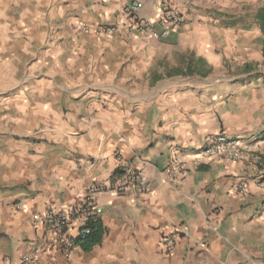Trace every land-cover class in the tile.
I'll list each match as a JSON object with an SVG mask.
<instances>
[{"label": "crops", "instance_id": "1", "mask_svg": "<svg viewBox=\"0 0 264 264\" xmlns=\"http://www.w3.org/2000/svg\"><path fill=\"white\" fill-rule=\"evenodd\" d=\"M134 1L158 21L162 0H0V264H264V0H164L168 36L94 33ZM221 132L243 160L202 153ZM117 154L145 190L99 194L101 241L66 259L30 215L113 182Z\"/></svg>", "mask_w": 264, "mask_h": 264}, {"label": "built area", "instance_id": "2", "mask_svg": "<svg viewBox=\"0 0 264 264\" xmlns=\"http://www.w3.org/2000/svg\"><path fill=\"white\" fill-rule=\"evenodd\" d=\"M141 6L142 3L140 1H134L124 8L123 12L126 19L123 23L107 26L95 25L92 30L96 34L110 36L117 34L122 27L125 31L135 32L141 36L159 35L165 37L185 23L184 15L171 8L164 0L160 3L159 19L157 22L138 18L136 12ZM80 26L83 29H88L84 23H81ZM202 153L226 160L239 161L243 160L246 156V149L238 140L221 132L207 140ZM116 159L119 162V174L113 182L91 185L79 195L77 200L67 204L63 208H55L48 205L41 210L31 213V224L34 227H41L50 232V244L56 246L66 259L69 258L71 252L77 247V241H81L89 234V223L97 219L101 211L98 203L99 194L122 193L127 190H145L142 175L134 167L132 161L123 159L118 154L116 155ZM180 163L178 161L174 164V172L176 171V166H179ZM17 207H20V205ZM73 225H76L75 236L70 234V229ZM162 242L165 249L170 251L173 237L171 235H164ZM20 264H33V260L29 256H24L20 260Z\"/></svg>", "mask_w": 264, "mask_h": 264}, {"label": "trees", "instance_id": "3", "mask_svg": "<svg viewBox=\"0 0 264 264\" xmlns=\"http://www.w3.org/2000/svg\"><path fill=\"white\" fill-rule=\"evenodd\" d=\"M255 22L258 25L259 31L262 36V56H263V64H264V5L259 7L254 16ZM258 168L264 170V158H260V163H258ZM114 174H119V169L116 170ZM264 179V172H263ZM90 232L89 234L82 239L81 241H77L80 248L84 251L90 250L94 245L98 244L101 241V236L103 233V228L99 223L98 219L89 223Z\"/></svg>", "mask_w": 264, "mask_h": 264}, {"label": "rangeland", "instance_id": "4", "mask_svg": "<svg viewBox=\"0 0 264 264\" xmlns=\"http://www.w3.org/2000/svg\"><path fill=\"white\" fill-rule=\"evenodd\" d=\"M261 70L263 71L264 73V64H261ZM264 158V157H263Z\"/></svg>", "mask_w": 264, "mask_h": 264}]
</instances>
